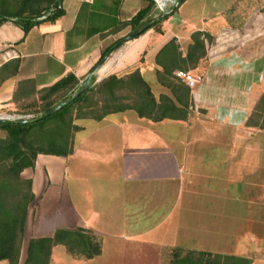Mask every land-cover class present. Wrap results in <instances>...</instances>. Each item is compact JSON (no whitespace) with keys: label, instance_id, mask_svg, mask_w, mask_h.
<instances>
[{"label":"crops","instance_id":"obj_1","mask_svg":"<svg viewBox=\"0 0 264 264\" xmlns=\"http://www.w3.org/2000/svg\"><path fill=\"white\" fill-rule=\"evenodd\" d=\"M15 1L0 0V11L15 12ZM239 3L186 0L164 22L163 34L150 30L116 47L95 73L92 70L103 53L132 34L129 22L148 5L147 1L63 0V17L35 26L27 35L8 22L0 27V111H13L32 97L26 86H31L38 98L41 91L69 75L82 86L91 78L100 82L139 70L146 81L154 80L160 89L156 71L161 68L156 58L162 48L176 39L181 50L187 51L196 32L214 39L234 32L231 19L239 15V11L233 12ZM160 13L156 8L155 17ZM209 59L201 61L205 66L203 82L191 90V100L205 111V119L194 117L199 123L188 119L156 123L135 111L112 114L101 121L75 120L80 130L74 134L72 154L39 155L35 167L22 173L23 180L32 181L35 199L28 208L19 264L26 263L31 240L53 238L58 230L91 233L101 242L102 254L92 260L78 259L58 245L52 249L50 264L106 262V245L110 242L152 251L154 247H175L179 242L176 210L183 204L186 181L201 168L199 155L188 150L202 143L204 136L198 130L210 136L208 131L218 129V134L210 137L220 148L226 141L237 147L240 141L254 140L241 138L239 131L253 108L256 77L239 73L224 55ZM201 69L191 73L196 75ZM240 82H246L247 87L240 88L244 86ZM170 126L181 129L182 134L194 132L195 143L186 138L177 148V142L168 138L175 129ZM217 157V165L224 166L231 160L230 168H239L234 164L238 154L230 153L225 160L222 155ZM246 158L250 161V156ZM188 193L191 205L195 200L190 189ZM161 208H167L164 214ZM158 248L155 252L135 250L133 255L141 258L146 254V259L156 257L158 262ZM0 264L10 263L3 260Z\"/></svg>","mask_w":264,"mask_h":264},{"label":"trees","instance_id":"obj_2","mask_svg":"<svg viewBox=\"0 0 264 264\" xmlns=\"http://www.w3.org/2000/svg\"><path fill=\"white\" fill-rule=\"evenodd\" d=\"M145 1L148 5L129 22L132 33L152 22L148 31L155 30L163 34L164 22L175 14L180 5L174 7L170 13H160L155 17V2ZM62 2L63 0H16L15 12L0 11V27L11 22L27 35L35 26L45 22L53 23L63 17L65 12ZM206 39H211V36L203 32L194 33L186 54L182 53L176 39L162 48L156 58V63L161 68L156 71V76L161 87L167 88L170 94H162L158 99L139 70L122 78L110 76L98 86L95 85L94 78L80 86V81L74 75H69L53 87L41 91L38 98L34 96L33 88L26 86L27 93L32 97L22 102L38 100L39 95L44 92L49 98L60 91L71 95L78 93L83 87L85 91L76 99L65 96L57 104L47 103L38 117L70 99L56 115L36 124L0 121V131L5 134L0 136V261L7 260L10 264H19L20 261L28 208L35 199L32 181L23 180L22 173L35 167L39 155H71L74 134L80 130L74 124L75 120L101 121L109 115L126 111H135L139 117L156 123L187 120L191 108V88L177 76V71L186 73L197 69L206 56ZM114 50L116 45L103 53L92 73L105 63ZM17 70L18 67L15 71ZM91 93L101 97L100 103L97 102L101 104V113L88 116L81 110L72 121H66L64 115L75 104L90 100ZM52 122L54 124L50 125ZM261 127L264 128V123ZM7 194L16 199L14 204L11 205L5 197ZM58 245L64 246L69 255L78 259L92 260L102 254L101 242L91 233L83 230H58L53 238L33 239L29 242L25 264H50L52 249ZM172 264H252V261L239 256H223L210 252H190L186 255L178 252Z\"/></svg>","mask_w":264,"mask_h":264},{"label":"rangeland","instance_id":"obj_3","mask_svg":"<svg viewBox=\"0 0 264 264\" xmlns=\"http://www.w3.org/2000/svg\"><path fill=\"white\" fill-rule=\"evenodd\" d=\"M236 11H239V15L231 19L234 32L225 33L218 39H206V56L202 62H205V58L210 60V57L214 58L217 54L224 55L230 59L231 66L239 70V73L243 72L256 77L254 99L252 98L253 108L249 113L248 120L239 131L241 138L254 140L240 141L237 147L231 146L230 141H226L220 148L219 145L216 146V141H212L213 138L210 137L217 135L218 129L213 132L208 131L210 136H206L204 132L198 130V132L200 131L199 135L204 136L202 143L197 146L195 144L191 147L188 146V150L196 156L199 155L201 168L200 171H193L195 174L192 173V177L189 176L186 181L183 204L176 210V236H179V242L175 247L164 249H162L163 247H154L153 251L150 248L134 249L126 245L127 243L110 242L106 245V262L94 264H172L174 256L178 252L182 255L190 252H210L239 257L244 255L249 256L252 263L256 261L257 264H264V128L261 127L264 123V0H240L233 12ZM178 19L177 16L176 21ZM181 51L183 54L187 52L186 50ZM200 64L201 62L197 68L202 69L196 75H193L191 71L186 72L199 81L191 90L203 82L202 74L205 66L201 64L202 67H200ZM103 81L95 82V85L98 86ZM147 82L157 99L162 94H170L167 88L159 89L154 80L148 78ZM240 84L244 85H240L242 89L247 87L246 82H240ZM76 94L71 95L66 91H60L47 98V93L44 92L39 95L38 100L22 102L13 111H0V118L33 119L39 116L47 103L57 104L65 96L73 98ZM100 100L99 95L91 93L90 100L75 104L64 115L65 120L72 121L81 110L88 116L100 114L101 104H97ZM195 116L204 118L205 111L197 108L191 100L187 119L193 124H197L199 121L198 119L194 120ZM53 124L54 122L50 123V125ZM170 128L175 129L171 137L168 138L170 141L177 142V148L180 147L179 141H185L187 138L190 142L195 138L192 131L182 134L181 129H176V126H170ZM163 129L164 127H161V130ZM4 135L0 131V136ZM54 148L56 149V147ZM232 149L234 150L231 151ZM233 152L238 154L234 162L236 167L239 165L238 169L230 168L233 164L231 160L224 162V166L217 165L218 155H222L225 160L226 156ZM246 156H250V161H247ZM237 159L239 161H236ZM189 182H191V186H189ZM189 189L195 200L191 205L189 204L191 201ZM5 197L11 205L15 203L16 199L10 194ZM166 209L161 208L160 213L164 214ZM157 248L161 251L158 262L156 257L146 259V254L141 258H136L133 255L136 251L155 252ZM117 250H122L126 254L119 255Z\"/></svg>","mask_w":264,"mask_h":264},{"label":"water","instance_id":"obj_4","mask_svg":"<svg viewBox=\"0 0 264 264\" xmlns=\"http://www.w3.org/2000/svg\"><path fill=\"white\" fill-rule=\"evenodd\" d=\"M185 0H179L178 6L183 3ZM152 22L147 23L141 30L130 34L129 36H127L126 38H124L123 40H121L116 47H121L139 37H141L142 35H144L148 29H150V27L152 26ZM85 91V87L81 88L80 91L72 98V99H76L78 98L83 92ZM70 102V99H66L63 102H61L59 105H57L54 109H52L51 111H49L48 113H46L45 115L38 117V118H33V119H19L17 121H10V120H6L8 122H17L19 124H24V125H28V124H36L38 122H41L43 120H46L52 116H54L55 114H57L61 109H63L68 103Z\"/></svg>","mask_w":264,"mask_h":264},{"label":"built area","instance_id":"obj_5","mask_svg":"<svg viewBox=\"0 0 264 264\" xmlns=\"http://www.w3.org/2000/svg\"><path fill=\"white\" fill-rule=\"evenodd\" d=\"M156 4V8L161 13H170L174 7L178 6L179 0H153ZM177 76L184 79L190 88H194L198 84V80L192 78L189 74L178 72ZM10 119L0 118V121H6ZM19 120V119H18ZM17 121V120H10Z\"/></svg>","mask_w":264,"mask_h":264}]
</instances>
